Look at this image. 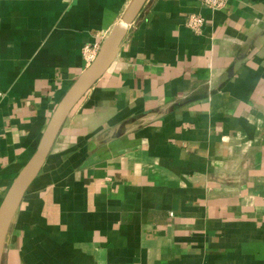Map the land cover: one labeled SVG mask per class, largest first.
Masks as SVG:
<instances>
[{
	"label": "crops",
	"instance_id": "crops-1",
	"mask_svg": "<svg viewBox=\"0 0 264 264\" xmlns=\"http://www.w3.org/2000/svg\"><path fill=\"white\" fill-rule=\"evenodd\" d=\"M132 1L0 0V204L84 46ZM2 264H264V0H147L26 192Z\"/></svg>",
	"mask_w": 264,
	"mask_h": 264
},
{
	"label": "water",
	"instance_id": "water-1",
	"mask_svg": "<svg viewBox=\"0 0 264 264\" xmlns=\"http://www.w3.org/2000/svg\"><path fill=\"white\" fill-rule=\"evenodd\" d=\"M147 0H133L121 20L102 44L95 60L73 82L55 108L38 147L9 187L0 204V264L7 236L24 196L41 172L64 123L88 90L105 74L115 59L129 26L137 19Z\"/></svg>",
	"mask_w": 264,
	"mask_h": 264
},
{
	"label": "built area",
	"instance_id": "built-area-1",
	"mask_svg": "<svg viewBox=\"0 0 264 264\" xmlns=\"http://www.w3.org/2000/svg\"><path fill=\"white\" fill-rule=\"evenodd\" d=\"M201 2L212 10L222 9L226 6L228 0H201ZM205 23V17L197 12H192L188 15L186 26L195 32H200ZM101 46L97 43L86 44L83 48L84 59L89 66L96 58Z\"/></svg>",
	"mask_w": 264,
	"mask_h": 264
}]
</instances>
